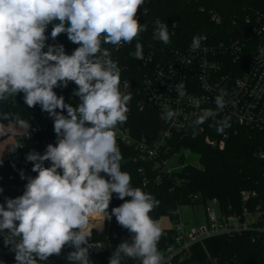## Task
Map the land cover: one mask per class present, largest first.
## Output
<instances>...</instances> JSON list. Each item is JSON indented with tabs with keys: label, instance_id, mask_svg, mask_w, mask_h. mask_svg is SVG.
Returning a JSON list of instances; mask_svg holds the SVG:
<instances>
[{
	"label": "clouds",
	"instance_id": "clouds-1",
	"mask_svg": "<svg viewBox=\"0 0 264 264\" xmlns=\"http://www.w3.org/2000/svg\"><path fill=\"white\" fill-rule=\"evenodd\" d=\"M143 4L144 0H0V102L23 93L25 105L32 108L39 104L54 118L58 137L57 144H49L43 155L35 150L27 154L26 160L33 163L32 171L38 175L28 178L23 195L6 199V207L0 205V233L8 230L4 244L12 245L16 264L47 261L59 256L65 245L75 249L66 257L71 264H92V231L101 229L103 221H111L113 216L132 238L117 246L109 264H122L125 258L137 259L140 264H166L158 249L163 229L150 215L160 201L133 187L130 173L121 170L123 156L116 130L127 122L132 93L121 91L118 62L102 47L131 44L147 30L137 18ZM53 21H58L51 31L53 40L66 33L79 45L71 55L63 45H47L44 51L45 32ZM154 38L170 43L166 23L157 22ZM206 39L194 36L191 49L199 50ZM133 55L144 60L140 42ZM69 82L78 86L74 95L80 103L76 107L66 104L53 90L66 88ZM174 89L179 99L187 94L183 81ZM227 95L221 89L214 99L216 108L201 110L192 125L215 119L226 107ZM64 110L67 116L62 114ZM12 115L0 113V119ZM163 115L171 121L178 113L164 106ZM14 118L29 135L28 122L18 114ZM230 119L216 121L217 133L231 127ZM3 130L0 125V132ZM45 161L51 166L45 167ZM113 193L124 202L109 213Z\"/></svg>",
	"mask_w": 264,
	"mask_h": 264
},
{
	"label": "trees",
	"instance_id": "trees-1",
	"mask_svg": "<svg viewBox=\"0 0 264 264\" xmlns=\"http://www.w3.org/2000/svg\"><path fill=\"white\" fill-rule=\"evenodd\" d=\"M200 6H205L207 10L215 9L221 12L225 21L222 25L212 22L210 15L200 10ZM261 12L264 14V0H144V4L137 12V18L143 25L147 24V30L133 40L136 45L140 42L143 47L146 39H151L164 44L162 41L154 38L153 26L155 20L160 18L167 27L176 23V32L172 34L169 29L170 43L172 45H185L189 43L194 35L206 36L208 40H218L227 34H232L234 24L232 18L236 14L244 12ZM55 23L49 24V29L45 33L48 37L47 45H63L65 53L71 55L79 45L72 43L66 33L59 34L54 40L51 37V31ZM242 23H239L241 26ZM253 50L261 51L264 49V33L252 38ZM165 45V44H164ZM112 59L118 62L121 70L120 79L131 78L133 80L134 97L131 107V115L128 119V125L132 134L136 138L143 135L156 133L161 128L162 123L155 118L154 111L149 108L140 109L137 101L140 97L138 89L141 86V67L134 58L133 48L129 46L109 48ZM58 96H63L65 103L76 107L80 103V98L74 95L78 86L74 82H69L68 86L56 87L53 89ZM57 109V112H60ZM8 112L13 114L8 122L15 120L18 114L23 120L29 121L34 115H42L50 124L54 123V118L41 109L37 104L29 108L24 104V94L18 93L15 97H10L6 102H0V113ZM62 114H67L66 110ZM217 118L206 120L200 127L204 131L195 129L197 126L191 125L183 133L176 134L173 138L175 151L180 155V163L170 176H163L162 183H157V172L153 171L152 164L145 163L147 175L139 172L140 164L135 160L136 152L131 146H124V159L122 171H127L132 177V186L139 187L143 191L153 194L155 199L160 201L158 207L150 213L153 219L159 220L168 216L173 222L180 220L179 209L183 205L205 204L209 199L217 197L220 200L221 207L226 211L231 207V211L242 212L245 206L253 209L260 203L263 193L264 183V130L251 129L249 127L231 124L224 133L229 136L223 146H211L205 141L206 135L220 139L223 134L216 131ZM196 133L195 136L193 133ZM37 143L31 146V151L39 153L40 140L45 134L37 133ZM30 151V152H31ZM189 152L186 156L185 153ZM30 162L24 161L23 164H15L13 158H6L0 163V195L4 192V187L9 182L18 180L21 173ZM147 176V177H146ZM146 179L148 182L146 183ZM256 191L257 196L251 195L249 200L245 201L243 193H252ZM199 196L195 199V196ZM130 199V198H126ZM124 201L116 198L117 205ZM260 226L246 229L241 232L231 233L223 238V250L217 257V264H229L232 260L239 264H264V216L260 218ZM110 233H118V243L131 241L132 234L125 228L113 226ZM104 232L94 230L90 241L102 240ZM167 236L163 233L158 243V249L164 247ZM12 247L4 248L0 251V264H16L15 253ZM75 249L65 245L59 256H50L46 264H71L66 257ZM89 259L92 264H108L110 254L105 251L101 254L89 253ZM135 259L125 258L122 264H133ZM184 264H209L206 259L197 261L192 258Z\"/></svg>",
	"mask_w": 264,
	"mask_h": 264
},
{
	"label": "built area",
	"instance_id": "built-area-1",
	"mask_svg": "<svg viewBox=\"0 0 264 264\" xmlns=\"http://www.w3.org/2000/svg\"><path fill=\"white\" fill-rule=\"evenodd\" d=\"M200 10L210 15L212 22L222 25L225 21L224 15L215 10H207L205 6H200ZM157 22L163 23L160 18L155 20L153 30ZM235 28L232 34H227L218 40H203L201 48L193 51L191 44L185 45H159L156 41L146 39L144 50V60H137L141 67V86L138 89L140 97L137 106L140 109L149 108L154 111L155 118H158L162 126L156 133L143 135L136 138L128 125L131 115V107L134 97L133 80L131 78L120 79V89L122 92H131L132 99L128 104L127 122L118 125L116 130L117 144L124 159V146H131L136 152L135 160L143 164L139 172L147 175V167L152 164L153 171L157 172V183H162L163 176L172 175L177 165L172 160L178 155L175 151L173 138L176 134L183 133L191 125L192 121L203 109H215V97L221 89H225L228 95L225 100L228 102L223 111L215 118L230 117V123L238 126L249 127L251 129L264 130V53L253 50L252 38L264 33V14L258 11L244 12L236 14L232 18ZM239 23H242L239 26ZM144 24H148L145 22ZM172 34L176 32V23L168 26ZM249 34V37L246 35ZM129 46L135 52V44H121L119 46ZM103 48H113V45L103 44ZM181 81L185 83L186 95L179 99L175 91V85ZM129 87L126 89L125 84ZM170 86L172 88L170 89ZM235 102V106L233 103ZM164 106L170 107L177 112L171 121H167L163 115ZM67 116V114H64ZM208 120H213L209 118ZM31 136L20 142L18 150L12 157L15 164H23L26 156L31 151V146L37 143V133L45 134L40 140L39 154L43 155L49 144L55 146L58 137L54 131V123L50 124L42 115H34L28 121ZM200 132L204 131L203 126H197ZM228 132L224 133L220 139L211 135H206L205 141L211 146H223L228 138ZM264 157V153L262 154ZM123 159L121 170L123 169ZM27 161V160H26ZM45 167L51 166L50 161H45ZM33 163L30 162L22 173L24 178L9 182L4 187V192L0 195V205H5L6 199H14L26 190L28 178H35L38 173L32 171ZM106 179V174L101 173ZM147 177V176H146ZM146 183L148 180L146 179ZM243 198L249 200L251 195L258 193L244 192ZM199 196H195L197 199ZM116 194L113 193L108 212L112 208L118 207ZM205 222L188 226L184 219L180 217L178 222L171 220L169 228H162L163 233L168 237L164 247L159 250L165 256L166 264H184L192 259L191 248L196 244L205 245L206 241L215 236L228 237L231 233L241 232L253 227L261 228L260 218L264 216V207L261 202L253 209L245 206L242 212L224 210L217 197L209 199L204 204ZM99 219V218H94ZM113 226H120L113 216L111 221L104 220L102 228L98 231L104 232L102 240H93L90 243L93 247L90 253L101 254L107 251L112 256L119 245L118 233H110ZM97 230V229H93ZM8 230L0 233V251L12 245L5 246L4 237ZM92 231V232H93ZM38 259V258H37ZM209 264L215 263V258H206ZM47 261H39L38 264H46ZM109 264V262H108ZM133 264H140L135 259Z\"/></svg>",
	"mask_w": 264,
	"mask_h": 264
},
{
	"label": "rangeland",
	"instance_id": "rangeland-1",
	"mask_svg": "<svg viewBox=\"0 0 264 264\" xmlns=\"http://www.w3.org/2000/svg\"><path fill=\"white\" fill-rule=\"evenodd\" d=\"M27 121V120H25ZM28 122V121H27ZM29 124V123H28ZM0 125H3V132H0V161L5 160L8 157H12L13 154L18 150V147L15 148L13 151L14 146H19L20 142L28 139L31 136V131L29 128L27 132L29 135L26 136V129L21 127L16 120H10L8 122H4L0 120ZM30 127V125H29ZM189 152H186L185 155L187 156ZM180 155H176V157L172 160L174 165H179L180 163ZM204 210V205L201 203L195 205H183L179 209V213L181 217L184 219V222L188 224V226H194L201 224L203 221V216L196 215L200 214ZM162 226H166L170 224L169 218L162 217L160 219ZM209 245L211 246V251L213 255H218L222 251L223 247V237L222 236H215L212 237L209 241ZM194 255L198 257H202L204 254L200 247L196 246L193 249ZM215 259V263H216ZM229 264H238L236 261L232 260Z\"/></svg>",
	"mask_w": 264,
	"mask_h": 264
},
{
	"label": "crops",
	"instance_id": "crops-1",
	"mask_svg": "<svg viewBox=\"0 0 264 264\" xmlns=\"http://www.w3.org/2000/svg\"><path fill=\"white\" fill-rule=\"evenodd\" d=\"M48 29H49V26L47 27V29H46V32L48 31ZM45 32V33H46ZM196 215H202L203 216V221H201V223H203V222H205V220H206V217H205V209L200 213V214H196ZM167 218L168 216H164V218ZM169 218V221H170V224L168 225H166V226H162V223H161V227L162 228H169L170 226H171V219H170V217H168ZM183 219V218H182ZM211 239V238H210ZM210 239H208L207 241H206V244L203 246V245H201V244H196V245H194L192 248H191V251H190V255H191V257L192 258H194V259H196L197 261H199V260H202V259H206V258H208V257H211V258H215V259H217V257H218V255L220 254H218V255H213V253H212V251H211V246L209 245V241H210ZM196 246H198V247H200L201 248V250H202V252H203V256L202 257H196L195 255H194V253H193V249L196 247ZM222 250H223V247H222ZM222 252V251H221ZM238 263V262H237ZM239 264V263H238Z\"/></svg>",
	"mask_w": 264,
	"mask_h": 264
},
{
	"label": "water",
	"instance_id": "water-1",
	"mask_svg": "<svg viewBox=\"0 0 264 264\" xmlns=\"http://www.w3.org/2000/svg\"><path fill=\"white\" fill-rule=\"evenodd\" d=\"M246 36L249 37V34H247ZM260 202H261V204H262L263 207H264V183H263V193H262V195H261Z\"/></svg>",
	"mask_w": 264,
	"mask_h": 264
}]
</instances>
